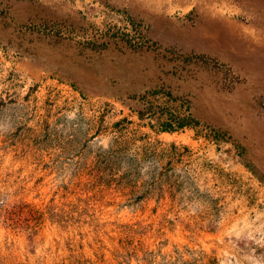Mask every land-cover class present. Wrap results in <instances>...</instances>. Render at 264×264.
Masks as SVG:
<instances>
[{
  "label": "rangeland",
  "instance_id": "obj_1",
  "mask_svg": "<svg viewBox=\"0 0 264 264\" xmlns=\"http://www.w3.org/2000/svg\"><path fill=\"white\" fill-rule=\"evenodd\" d=\"M0 264H264V0H0Z\"/></svg>",
  "mask_w": 264,
  "mask_h": 264
}]
</instances>
